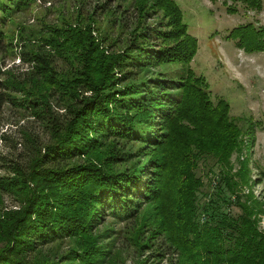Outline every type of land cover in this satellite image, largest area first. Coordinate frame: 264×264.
Here are the masks:
<instances>
[{"label":"trees","instance_id":"1","mask_svg":"<svg viewBox=\"0 0 264 264\" xmlns=\"http://www.w3.org/2000/svg\"><path fill=\"white\" fill-rule=\"evenodd\" d=\"M41 2L51 1L0 0V115L20 107L47 136L37 141L21 128L23 142L0 152V193L19 205L0 213V264H120L121 233L143 259L136 264H264V202L243 155L252 126L240 127L229 102L213 101L192 69L198 42L177 2L131 0L128 18L115 0L104 2L100 12L120 14L118 34L127 33L106 50L90 24H44L39 40L23 45L21 29L27 68L20 77L3 72V58L16 55L8 27ZM228 37L246 54L264 50L262 27L239 25ZM205 162L204 175L210 162L220 168L211 194L197 174ZM221 203L236 214L221 212ZM115 222L124 227L116 231Z\"/></svg>","mask_w":264,"mask_h":264},{"label":"rangeland","instance_id":"2","mask_svg":"<svg viewBox=\"0 0 264 264\" xmlns=\"http://www.w3.org/2000/svg\"><path fill=\"white\" fill-rule=\"evenodd\" d=\"M49 3H37L34 9L23 18H17L10 25L8 39L16 45L12 50L16 55L3 58V72L9 69L14 75L20 77L27 68L19 59V37L21 29L24 30L23 44H35L39 39L33 36L46 25H60L61 19L72 23L73 27H91V34L95 41L106 50L109 40L119 37L125 41L127 33L118 34V19L120 14L101 13L100 8L104 2L113 0H49ZM183 13V20L188 27V32L197 39L198 49L191 63L192 69L203 75L209 84L212 100L221 97L229 102L230 114L238 120L240 127L247 128L251 123L248 135L244 139L248 142V151L243 155L249 158V168L254 181L253 191L255 196L264 202V50L246 54L238 50L234 41L228 37L230 31L239 25L252 24L255 28H264V0H261V10L255 11L244 7L238 0H175ZM131 0H115L113 7L120 6L124 13L121 17L128 18L134 8L130 6ZM231 4L236 8L235 13H229L227 6ZM100 9V10H99ZM94 22V23H91ZM130 22V20H128ZM127 26L131 28V23ZM44 29V28H43ZM22 36V34H21ZM22 36V37H23ZM24 38V37H23ZM28 40V41H27ZM119 49V47L117 46ZM264 49V48H263ZM27 116V115H26ZM21 128L30 131L38 138L37 141H46L47 136L39 123L32 117H23L20 107L6 105L0 115L1 133L9 136L8 141L0 140V152H10L12 142H23ZM22 147L17 148V153ZM235 169L236 154L231 157ZM212 174L204 175L208 165L201 163L202 168L198 175L202 176L203 191L213 193V186L219 180L220 168L210 162ZM199 168V169H200ZM4 171L0 169V176ZM226 197V195H225ZM224 197V198H225ZM203 198L200 196V201ZM18 203L8 193H0V213L18 209ZM221 212L236 214V208L225 206L221 203ZM205 217L200 216V221ZM112 218H108V224ZM115 230L124 227L123 223H113ZM260 228L264 231V215H261ZM122 234V233H121ZM119 235L115 241L118 248L119 262L123 264H136L143 259L137 257L134 248ZM150 253V251H149ZM148 253H145L147 255ZM170 258H151L148 264H170ZM120 263V264H121Z\"/></svg>","mask_w":264,"mask_h":264}]
</instances>
